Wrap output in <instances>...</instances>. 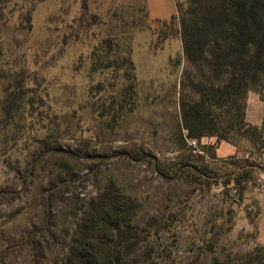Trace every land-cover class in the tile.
Masks as SVG:
<instances>
[{"label":"rangeland","instance_id":"obj_1","mask_svg":"<svg viewBox=\"0 0 264 264\" xmlns=\"http://www.w3.org/2000/svg\"><path fill=\"white\" fill-rule=\"evenodd\" d=\"M7 2L0 264L62 255L104 192L135 205L131 218L156 264H264V93L247 97L257 136L227 142L238 152L224 158L216 150L225 141L205 137L196 156L180 102L200 74L177 22L150 19L144 0ZM98 48L111 51L113 68L92 71Z\"/></svg>","mask_w":264,"mask_h":264},{"label":"trees","instance_id":"obj_2","mask_svg":"<svg viewBox=\"0 0 264 264\" xmlns=\"http://www.w3.org/2000/svg\"><path fill=\"white\" fill-rule=\"evenodd\" d=\"M176 5L171 23L179 25L184 54L200 74L183 86L193 94L182 95L180 102L187 137L233 143L236 137L257 136L259 129L247 122L246 104L249 92L264 93V0H176ZM4 14L0 5V21ZM113 42L104 40L109 49ZM110 52H93V72L113 68ZM124 59V77L132 82L133 62ZM126 90L131 93L133 84ZM134 208L131 201L100 193L65 240L66 251L46 264H156L143 250L145 240L131 218ZM32 259L42 264V256Z\"/></svg>","mask_w":264,"mask_h":264},{"label":"crops","instance_id":"obj_3","mask_svg":"<svg viewBox=\"0 0 264 264\" xmlns=\"http://www.w3.org/2000/svg\"><path fill=\"white\" fill-rule=\"evenodd\" d=\"M148 9L150 19L154 21H168L177 14L176 0H144ZM249 105V104H248ZM249 107V106H248ZM249 108L246 112L247 122L253 126H258V123L249 120ZM208 143L214 142V139H208ZM223 151V153H222ZM218 158H224L229 155L236 154L238 149L235 145L227 142H222L216 150ZM227 153V154H226Z\"/></svg>","mask_w":264,"mask_h":264},{"label":"built area","instance_id":"obj_4","mask_svg":"<svg viewBox=\"0 0 264 264\" xmlns=\"http://www.w3.org/2000/svg\"><path fill=\"white\" fill-rule=\"evenodd\" d=\"M187 143H188L189 148L191 149V151L194 155H196V156L204 155V152L201 148L199 141L193 140V139H187Z\"/></svg>","mask_w":264,"mask_h":264}]
</instances>
